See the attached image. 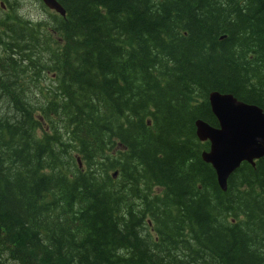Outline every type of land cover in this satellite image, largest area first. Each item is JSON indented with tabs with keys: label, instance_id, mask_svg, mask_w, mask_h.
Listing matches in <instances>:
<instances>
[{
	"label": "trees",
	"instance_id": "trees-1",
	"mask_svg": "<svg viewBox=\"0 0 264 264\" xmlns=\"http://www.w3.org/2000/svg\"><path fill=\"white\" fill-rule=\"evenodd\" d=\"M58 1L0 0V264H264V155L222 189L194 130L264 109V1Z\"/></svg>",
	"mask_w": 264,
	"mask_h": 264
},
{
	"label": "water",
	"instance_id": "water-1",
	"mask_svg": "<svg viewBox=\"0 0 264 264\" xmlns=\"http://www.w3.org/2000/svg\"><path fill=\"white\" fill-rule=\"evenodd\" d=\"M41 1L48 8L65 13L58 0ZM208 100L218 126H209L197 119L196 134L199 139H209V149L202 151V157L212 162L218 183L225 189L227 176L240 160L253 162L254 156L264 154V112L255 104L237 99L231 92L213 90Z\"/></svg>",
	"mask_w": 264,
	"mask_h": 264
},
{
	"label": "rangeland",
	"instance_id": "rangeland-1",
	"mask_svg": "<svg viewBox=\"0 0 264 264\" xmlns=\"http://www.w3.org/2000/svg\"><path fill=\"white\" fill-rule=\"evenodd\" d=\"M18 5V13L24 17L29 18L32 21H36L40 18H48L49 13L42 4L41 0H15ZM4 7V6H3ZM52 10V9H50ZM2 14H12L10 7L0 8ZM43 16V17H41ZM164 243V241H162ZM192 251L195 249H191Z\"/></svg>",
	"mask_w": 264,
	"mask_h": 264
},
{
	"label": "bare ground",
	"instance_id": "bare-ground-1",
	"mask_svg": "<svg viewBox=\"0 0 264 264\" xmlns=\"http://www.w3.org/2000/svg\"><path fill=\"white\" fill-rule=\"evenodd\" d=\"M264 1V0H263ZM65 9V8H64ZM57 13H59V14H61L60 12H57ZM65 13H66V9H65ZM64 13V14H65ZM64 14H61V15H64ZM15 86V85H14ZM211 91V90H210ZM209 92V91H208ZM21 102L23 103V104H25L26 103V97H23L22 98V100H21ZM141 172V171H140ZM141 174V173H140ZM140 174L139 173H137L136 171H135V169H132V173H131V176H130V182H131V185H133V187H132V189L133 190H139L140 189V187H141V184L139 183H136L135 181H136V179H137V177H139L140 176ZM164 187H165V189H166V186L165 185H163ZM144 188H147V186H144L143 188H141V190L142 189H144ZM149 190H150V188H148ZM148 189H144L143 191H141V195L142 196H144V195H150L151 196V190L149 191ZM164 196H165V194H164ZM149 200V199H148ZM245 217H246V215L245 214H241L240 212H238V211H230V212H228L226 215H225V219H224V222L226 223L227 221L229 222V221H231V220H235V219H242V222L240 223V224H242L243 222H245ZM230 223V222H229ZM227 224V223H226ZM144 225V227H143V230L145 229V224H143Z\"/></svg>",
	"mask_w": 264,
	"mask_h": 264
}]
</instances>
